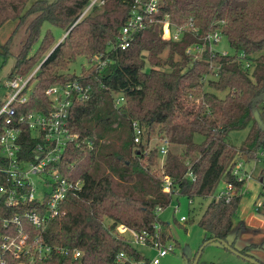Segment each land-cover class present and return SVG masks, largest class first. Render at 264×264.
<instances>
[{
    "label": "trees",
    "instance_id": "16d2710c",
    "mask_svg": "<svg viewBox=\"0 0 264 264\" xmlns=\"http://www.w3.org/2000/svg\"><path fill=\"white\" fill-rule=\"evenodd\" d=\"M29 1L0 0V28L10 21L16 22L15 31L26 26L10 78L27 76L40 65L30 80L33 89L28 100L16 103L18 114L48 110L46 89L53 84L80 81L90 86L89 97L71 107L68 126L79 137L67 146L60 162L63 174L81 179L83 185L78 193L67 196L62 215L50 219L45 228L23 219L31 237L28 244L33 246L39 236L52 246L42 257L34 248L17 257L3 247L4 234H14L17 225H5L2 217L22 214L35 207L36 201L12 207L2 197L0 254L6 264L149 262L121 234V225L153 235L160 223L165 241L170 223L161 220L157 211L171 203L173 194L190 200L208 197L222 180L242 188L246 181L233 174L237 162L258 160L264 151V123L256 119L264 111V0H160L158 11L146 19L125 49L116 43L135 0H104L85 14L91 0H37L27 8ZM167 15L172 31L184 27L179 39L164 37ZM46 22L67 35L58 44L48 29L34 49ZM214 32L229 40L234 54L211 49L206 36ZM194 45H205V50L196 56L188 51ZM98 55L106 61L104 66L91 61ZM80 56L90 66L83 67L81 74L68 72ZM120 96L124 99L118 103ZM134 122L145 129L140 142L134 140ZM4 126L0 117V132ZM247 127L249 132L237 147L230 140L231 132ZM153 136L170 143L164 174L173 180L175 191L163 188L157 168L159 143L152 145ZM197 136L203 139L197 141ZM23 141V156L33 157L36 141L29 129L24 130ZM190 169L195 179L187 175ZM2 183L13 184L10 180ZM242 196L229 201L213 198L199 224L207 233L204 241L228 240L250 256L247 249L257 245L240 249L236 239L229 240ZM74 249L81 255L74 257ZM121 252L125 257L119 259Z\"/></svg>",
    "mask_w": 264,
    "mask_h": 264
},
{
    "label": "built area",
    "instance_id": "2783aa9c",
    "mask_svg": "<svg viewBox=\"0 0 264 264\" xmlns=\"http://www.w3.org/2000/svg\"><path fill=\"white\" fill-rule=\"evenodd\" d=\"M104 0H91L90 5L83 14L94 4L103 3ZM132 15L123 25L116 46L122 49L130 46L135 35L146 24V19L159 9L160 0H135ZM164 37L179 39L184 27H179L175 31L171 29V22L167 15L164 23ZM222 38V34L214 32L206 36V40L210 42L211 49L214 42H218ZM205 50V45H194L188 48V51L194 52L199 56ZM223 53V52H222ZM225 51L223 54H227ZM91 61L99 65H105L106 61L101 55L94 56ZM40 66V65H39ZM37 66L29 75H19L11 79L10 86L14 88L6 102L0 107V117H4L5 126L0 132V180H10L13 184H0V199L5 197L8 206L16 207L23 204L35 202V207L27 209L24 213H16L12 216L2 217L5 225L9 223L16 224V232L14 234L6 233L3 239L7 242L3 247L13 251L17 257L21 254L31 252V248L37 249L41 256L51 252L52 246L44 244L41 237H35L36 241L32 245L28 244L31 239L29 233L25 231L23 219H27L32 225L38 229H43L46 223L54 218L59 217L63 213V204L69 194H76L81 189L83 182L81 179H71L65 176L61 170L60 162L63 159L65 150L68 145L77 142L79 135L70 131L68 119L72 105L79 100L89 97L90 86L80 81L67 83H57L46 89V95L50 100V107L43 111H29L18 114L16 103H24L28 100L29 93L33 89V85H29L30 80L37 73ZM123 96L117 97L118 103L122 102ZM134 140L140 142L145 129L138 123L134 122ZM29 129L36 143L33 148V157L23 156V134L24 130ZM169 141L163 138L159 143V154L161 162L159 163L160 173H162L163 188L167 192L174 190V183L170 176L164 174L165 157L169 150ZM245 160L241 159L237 162L233 174L239 180L247 181L250 173L243 170ZM187 175L195 179L193 171L190 169ZM258 181L264 187V175L259 174ZM245 187V186H244ZM244 187L237 188L232 182H224L223 186L211 195L212 199H225L229 201L233 196L244 193ZM264 193V190H263ZM209 195V196H210ZM258 206L255 207L259 213H264V202L258 200ZM162 208H158L159 211ZM187 220L186 216H181L180 221ZM121 234L126 235L129 231L136 242L145 245L155 246L158 248L157 256L151 260L157 264L160 258L165 256L174 246H166L167 242L162 241V229L160 223L155 225V233L150 235L147 231L139 233L138 231L121 225L119 227ZM130 240V239H129ZM130 243H134L130 240ZM74 257L81 255V251L74 249ZM125 257L121 252L118 258ZM147 263L141 261L140 264ZM0 264H6V260L0 254Z\"/></svg>",
    "mask_w": 264,
    "mask_h": 264
},
{
    "label": "rangeland",
    "instance_id": "374dc122",
    "mask_svg": "<svg viewBox=\"0 0 264 264\" xmlns=\"http://www.w3.org/2000/svg\"><path fill=\"white\" fill-rule=\"evenodd\" d=\"M35 1L37 0H30L27 4V8ZM48 29H51L58 42L65 38L66 31L64 29L46 22L42 27L40 39L34 44V49L38 48ZM15 30V21H10L0 28V107L1 104L6 102L14 92V88L9 85L11 81L10 73L16 64L17 53L21 48V43L26 37V26L21 27L18 31ZM14 31L15 34H13ZM11 36H13V41L7 49L3 45ZM212 47L217 49L220 53H224L225 51L229 54L235 53L229 40L225 36H222L218 42H214ZM90 63L91 62H89L86 57L80 56L74 64L70 65L68 72L81 74L83 67H89ZM211 76L216 77L215 74H211ZM206 88H209L208 83H206ZM220 93L223 94V92ZM256 119L264 123L263 110L260 111ZM248 132L249 127L232 131L230 135L231 142L237 147H240ZM202 139V136L196 137L197 141H201ZM151 141L153 146L160 143L158 136H153ZM160 162L161 159L159 158V163ZM157 168H160L159 164L157 165ZM245 170L250 173V176L245 183L244 193L237 211V216L234 220V227L229 236V240L233 241L236 239V241L234 240L235 245L240 249H245L250 244L257 245L251 246V248L247 249L250 257L246 258L237 254L225 247L220 241H212L204 245V239L206 238L207 233L200 226L199 221L209 202L212 200L211 195L208 197L197 196L190 200L186 196L175 193L173 194L171 203L159 211V217L161 220L170 223L169 229L167 228L166 230V239L165 241H162L167 242L166 246L171 244L174 248L165 256L161 257L157 264H191V260H193L198 251L201 252V254L196 264L264 263V213L257 212L255 208L258 206V200L264 202V187L257 179L259 174L260 176L264 175V151L260 152V158L258 160L252 159L245 162L243 170L241 171L243 172ZM223 184L222 180L215 190L216 193ZM183 215L187 217V220L180 221L181 216ZM126 235L149 259V262L143 264H154L151 260L157 256L158 248L136 242L129 231L126 232ZM169 235L171 237H169ZM252 258H255L258 262Z\"/></svg>",
    "mask_w": 264,
    "mask_h": 264
},
{
    "label": "water",
    "instance_id": "95a60500",
    "mask_svg": "<svg viewBox=\"0 0 264 264\" xmlns=\"http://www.w3.org/2000/svg\"><path fill=\"white\" fill-rule=\"evenodd\" d=\"M66 35H67V33L65 34V36H66ZM65 36H64V37H65ZM60 42H61V41H59L58 44H59ZM212 241H220V242H222V243L225 245V247H227L228 249H230V250L236 252L237 254H239V255H241V256H244V257H246V258L250 257V256H248V255H244V254H242L241 252H239L238 250H236L235 248H233V247L231 246V244L229 243L228 240H224V239H221V238H218V237H214V238H211V239L206 240L205 243H204V245H206V244H208V243H210V242H212ZM200 254H201V252H199V253L197 254L196 259L194 260L193 264H196V263L198 262V259H199V257H200ZM252 259L256 260L255 258H252ZM256 262H258V261L256 260Z\"/></svg>",
    "mask_w": 264,
    "mask_h": 264
}]
</instances>
